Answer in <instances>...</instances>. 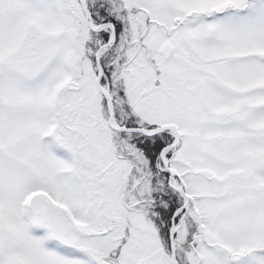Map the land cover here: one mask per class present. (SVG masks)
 <instances>
[{
  "label": "snow or ice",
  "instance_id": "1",
  "mask_svg": "<svg viewBox=\"0 0 264 264\" xmlns=\"http://www.w3.org/2000/svg\"><path fill=\"white\" fill-rule=\"evenodd\" d=\"M0 264H264V0H0Z\"/></svg>",
  "mask_w": 264,
  "mask_h": 264
}]
</instances>
